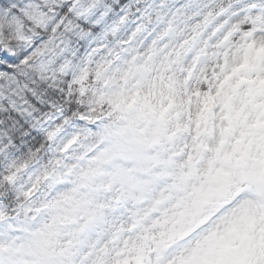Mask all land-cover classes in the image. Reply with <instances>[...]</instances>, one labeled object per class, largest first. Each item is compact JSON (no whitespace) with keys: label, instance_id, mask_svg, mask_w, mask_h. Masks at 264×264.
Masks as SVG:
<instances>
[{"label":"rangeland","instance_id":"rangeland-1","mask_svg":"<svg viewBox=\"0 0 264 264\" xmlns=\"http://www.w3.org/2000/svg\"><path fill=\"white\" fill-rule=\"evenodd\" d=\"M71 81L98 89L95 113L25 111L50 158L1 178L35 217H1L0 264H264V0H129ZM22 89L0 72V104L24 105ZM77 172L101 188L26 239L49 198L72 202Z\"/></svg>","mask_w":264,"mask_h":264},{"label":"trees","instance_id":"trees-1","mask_svg":"<svg viewBox=\"0 0 264 264\" xmlns=\"http://www.w3.org/2000/svg\"><path fill=\"white\" fill-rule=\"evenodd\" d=\"M48 1L44 5V0H0V69L27 85L20 96L29 111H35L34 104L46 109L60 107L66 118L88 113L97 93L80 90L76 83L69 86V75L97 27L125 0ZM48 9L53 12L51 23L45 17ZM27 17L33 20L30 24L25 22ZM54 23L59 33L50 31ZM81 31L85 36H79ZM17 109L0 107V179L47 142L39 135L22 143L26 119Z\"/></svg>","mask_w":264,"mask_h":264},{"label":"bare ground","instance_id":"bare-ground-1","mask_svg":"<svg viewBox=\"0 0 264 264\" xmlns=\"http://www.w3.org/2000/svg\"><path fill=\"white\" fill-rule=\"evenodd\" d=\"M48 0H47V4H48ZM46 5V4H44ZM49 10H52V9H48V12L45 13V17L48 19L49 23L52 22V16H53V12H50ZM38 15L36 14H33V17H37ZM72 27L76 25V23H71L70 24ZM77 26V25H76ZM50 31H52V33L56 34V33H59L60 30L58 29L57 25L54 23V24H51L50 25ZM67 34V33H66Z\"/></svg>","mask_w":264,"mask_h":264}]
</instances>
